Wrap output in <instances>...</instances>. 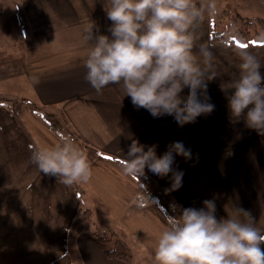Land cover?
I'll return each mask as SVG.
<instances>
[{
  "label": "crops",
  "instance_id": "crops-1",
  "mask_svg": "<svg viewBox=\"0 0 264 264\" xmlns=\"http://www.w3.org/2000/svg\"><path fill=\"white\" fill-rule=\"evenodd\" d=\"M109 6V0H0V87L19 77L33 95L25 94L31 107L0 100V264H49L65 252L75 264H155V242L168 217L146 199L138 178L123 173L121 158L132 139L157 145L158 156L177 141L191 150L190 160L175 157L173 168L184 175L182 186L169 191L173 203L198 209L212 199L217 219L240 207L264 233V136L230 118L222 90L238 74L240 49L264 66V35L211 42V20L205 22L200 43L214 56L217 75L207 82V95L215 110L180 127L171 116L153 118L135 108L122 84L98 93L85 79L83 30L93 21L110 35ZM36 106L54 109L58 128H50ZM58 134L97 149L88 183L65 187L31 162L33 148L56 143ZM145 173L170 189L171 174ZM84 209L97 231L127 245L128 259L107 257L88 230L68 236Z\"/></svg>",
  "mask_w": 264,
  "mask_h": 264
},
{
  "label": "clouds",
  "instance_id": "clouds-1",
  "mask_svg": "<svg viewBox=\"0 0 264 264\" xmlns=\"http://www.w3.org/2000/svg\"><path fill=\"white\" fill-rule=\"evenodd\" d=\"M105 9L112 23L110 35L100 34L89 21L83 39L89 45L85 79L98 93L110 84H122L132 105L153 118L173 117L177 126L191 124L215 110L207 82L216 78L214 56L200 43L206 21L219 14L217 0H109ZM93 29H96L94 32ZM91 41V43H89ZM238 74L225 91L230 118L243 119L246 128L264 136V73L260 58L245 49L237 52ZM187 89L186 95L184 90ZM145 148L147 150H145ZM157 145L132 139L121 158L123 173L137 178L145 169L159 178L171 174L175 191L183 171L173 168L175 157L192 159L182 141L162 155ZM31 162L65 187L88 183L91 161L70 136L58 134L56 143L33 148ZM201 208L173 205L155 242V264H264V233L249 211L233 206L217 219L212 199Z\"/></svg>",
  "mask_w": 264,
  "mask_h": 264
},
{
  "label": "trees",
  "instance_id": "trees-1",
  "mask_svg": "<svg viewBox=\"0 0 264 264\" xmlns=\"http://www.w3.org/2000/svg\"><path fill=\"white\" fill-rule=\"evenodd\" d=\"M230 9V8H229ZM226 11V12H225ZM230 11L227 9L223 10L221 15L224 17V14L229 13ZM235 21H239L241 25L237 24V34L240 36H248V34H257L264 32V18L262 17H249L240 14L235 11ZM220 14V13H219ZM253 27V28H252ZM252 28V29H250ZM209 40L211 42L215 41H225L227 43L233 42L234 38L228 34L226 29H214L210 28L209 30ZM44 120H46L48 126L52 129H56L59 126L58 121L50 122L45 117L41 116ZM81 149L86 152L89 160H91L96 154L97 149L86 145L85 143L81 144ZM141 183L142 191L146 195V199L156 203L162 211L165 213L167 217L170 215L176 214L173 213L172 206L176 205L170 200V194L168 188L164 185L156 181L152 176L145 173L144 176L137 177ZM91 226V228H90ZM89 231L94 237L97 244L103 250L104 254L107 257L118 258L122 260H126L130 257V250L127 245L120 239L114 238L112 233L107 230L104 232L97 231L96 227H94V223L91 221V213L88 209H84L81 211V215L73 219L68 227V236L74 237L76 234L82 231ZM114 238V239H113ZM110 242L108 246H105ZM49 264H75L72 262L67 252H65L62 256H59L53 259Z\"/></svg>",
  "mask_w": 264,
  "mask_h": 264
},
{
  "label": "rangeland",
  "instance_id": "rangeland-1",
  "mask_svg": "<svg viewBox=\"0 0 264 264\" xmlns=\"http://www.w3.org/2000/svg\"><path fill=\"white\" fill-rule=\"evenodd\" d=\"M218 7L220 9L219 13L214 19L211 20V28L219 29H226L228 34L234 38L235 42H240L242 40H255V39H262L264 32L260 33L258 36L257 34H248V36H240L237 34V24L241 23L239 21H235V11L239 12L242 15L249 16V17H262L264 18V0H217ZM230 8V9H229ZM227 9L230 12L224 14L222 17L221 13L223 10ZM226 12V11H225ZM253 28V27H252ZM250 28V29H252ZM1 91H5V95L0 97V100L6 102L10 106L12 105L14 108H20L22 105L28 104L31 107L30 101L25 97V94L28 93L29 96H32L28 86L25 85L23 79L19 77H15L12 80L2 82V86L0 87ZM16 97V98H15ZM15 98V99H14ZM31 100H34L30 98ZM19 105V106H18ZM37 113L41 116L45 117L48 121H58V113L52 108H44L41 106L35 107ZM104 232V231H100ZM116 238V237H114ZM113 238V239H114ZM110 242L105 244L108 246Z\"/></svg>",
  "mask_w": 264,
  "mask_h": 264
},
{
  "label": "snow or ice",
  "instance_id": "snow-or-ice-1",
  "mask_svg": "<svg viewBox=\"0 0 264 264\" xmlns=\"http://www.w3.org/2000/svg\"><path fill=\"white\" fill-rule=\"evenodd\" d=\"M241 47H243V45H241Z\"/></svg>",
  "mask_w": 264,
  "mask_h": 264
}]
</instances>
